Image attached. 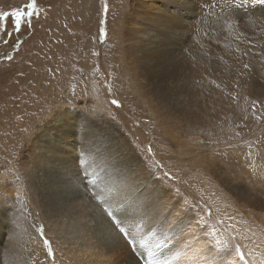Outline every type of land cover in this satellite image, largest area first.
<instances>
[{
  "label": "rangeland",
  "instance_id": "374dc122",
  "mask_svg": "<svg viewBox=\"0 0 264 264\" xmlns=\"http://www.w3.org/2000/svg\"><path fill=\"white\" fill-rule=\"evenodd\" d=\"M31 2L0 0V13H9L0 19V212L4 221L8 218L7 210L18 213L17 226L22 231L19 238L9 242L8 253L19 250L31 258L33 264H54L50 241L44 243L45 222L36 196L40 189L35 166L41 164L44 167L49 151L47 143L51 141L40 130L55 127L52 121L55 117L60 118L59 126L65 128L62 125L67 121L68 113L74 112L83 125L91 119L96 123L107 119L111 127H119L129 135L148 174L155 172L157 192L153 195V202L168 215L171 213L169 225L176 224L185 215L184 229L188 228L190 219L200 224L203 228L200 242L216 251L217 259L213 264H227L235 255L236 245L240 246L248 264H262L264 258L253 252L259 253V246L264 248V225L258 226L264 221V158L256 163L253 158L247 159L244 165L235 160L224 163L226 158L217 149H221L218 138L224 133L219 123L226 120L223 116L226 112L215 124L202 128L205 136L197 137L201 143L199 151L186 148L184 137L177 134L162 141L173 156L170 159L168 153L165 160L155 157V147L143 139L149 137V126H156L155 115L142 105L145 104L144 98L160 94L166 83L161 69L164 60L149 68L147 58L150 55L140 54L135 45L140 44V15L153 10L154 6L179 14L176 8L170 4L164 8L160 0H35V10H32L27 8ZM246 3L244 0H209L210 5L204 6L206 13L193 7L191 13L194 17L202 14L205 27L201 32L209 36V45L202 46V49L209 46L211 49L222 48L221 43L232 48L233 39H253L254 50H260L258 44L264 36L260 29H264V13L258 15V10L264 7ZM15 10L32 11L31 16L22 19L19 31L15 28V16L11 15ZM182 22L184 28L189 24L186 14ZM195 31L200 33L197 28ZM162 47L163 44L159 43L157 50ZM261 50L264 51V40ZM260 53L257 57L263 55ZM5 55H11L13 59H3ZM247 69L252 72V77L243 78V71L234 72L237 80L260 83L263 76L258 77L259 80L255 75H264V67L256 71L250 67ZM209 81H212V89L218 88L214 80ZM253 102L259 107L258 100L245 97V113L241 119L246 127L253 129L255 137L262 136L255 149L260 154L264 152V121L251 113ZM137 103L139 110L135 108ZM99 113L103 116H97ZM231 123L239 124L236 119ZM164 125L173 133L177 131L168 119ZM142 128L147 130L141 131L143 136L140 135ZM211 128L215 131V138H212ZM156 132L161 133L159 129ZM208 132H211V144L207 143ZM250 142L254 141L245 143ZM197 171L205 172L200 180ZM0 224L1 246L4 222L0 221ZM111 227L109 232L112 235L118 227L112 224ZM155 228L154 224L146 222L141 224L140 231ZM246 228L249 231L252 228L254 233H249ZM41 229L43 235L38 232ZM39 240L46 247L35 253L31 246L34 248ZM254 240L262 242L256 245V251L251 248L256 247ZM163 241L166 245V237ZM216 241H220V245ZM131 245L130 252L139 256L135 244ZM185 251L189 256V250ZM38 254L41 257L32 259ZM236 260L237 264H243L239 257Z\"/></svg>",
  "mask_w": 264,
  "mask_h": 264
},
{
  "label": "bare ground",
  "instance_id": "6f19581e",
  "mask_svg": "<svg viewBox=\"0 0 264 264\" xmlns=\"http://www.w3.org/2000/svg\"><path fill=\"white\" fill-rule=\"evenodd\" d=\"M160 1L162 7L170 4L179 14L154 6L153 10H147L140 15L142 17L139 41L137 39L140 44L135 45L138 46L140 54L150 55L147 58L149 68L157 61L164 60L161 69L162 79L166 83L160 94L146 95L144 98L146 105L142 102L144 108L148 107V111L155 115L156 123V126H149L151 132L146 130L149 137L143 139L155 147L153 151L155 157L165 160L169 157L165 158L166 154H170V159L173 156L162 141L177 134L184 137L183 143L186 148L199 151L201 143L198 138L205 136L202 128L215 124L226 112L223 115L226 116V120L219 123V126L224 128V133L218 138L221 149H217L226 158L224 163L235 160L244 165V161L252 158L254 163L258 162L264 158V152L257 154L255 149L263 138L255 137L253 129L246 127L241 118L245 113L244 99L250 96L260 103L259 107L252 105L251 113L261 118L260 121H264V75L256 74L255 78L262 76L263 78L260 83L253 80L252 83L237 80L234 72L243 71L245 75L242 77L250 78L252 72L244 68L245 64L254 71L264 67V51L261 50L264 36L258 44L260 50H254L253 39H233L232 48L220 42L222 48L211 49L209 46L202 49V46L209 45V36L201 32L205 27L202 14L194 17L191 12L193 7L205 12L204 6L209 4V0ZM260 13H264V8H259L258 15ZM185 14L188 16L189 24L184 28L182 17ZM146 27L150 30L145 31ZM160 27L164 28L163 33ZM195 28L200 30L199 34ZM260 29L264 31L263 28ZM159 43H162L163 47L158 51ZM262 52L263 55L257 57L258 53ZM209 80H214L213 83L218 88L212 89L210 87L212 81ZM203 90L205 92H202ZM114 92L117 94V89H114ZM138 103L135 107L137 109ZM204 106L207 108H202ZM97 116L103 115L99 113ZM167 119L177 128L175 133L167 129L166 125L162 126ZM232 119H236L241 127L239 124L233 125ZM52 121L55 127L40 130L42 135L51 138V141L47 143L49 151L44 167L41 164L36 165L35 173L40 189L36 196L45 222L44 237L50 241L49 245L53 252L49 251L51 258H54V264H188L185 250L189 248L192 250L189 251V256L198 251L200 255L209 257L208 259L212 261L217 259L214 248L200 242L203 228H200L199 223H193L194 221L190 219L187 223L188 228L184 229L187 218L185 215L176 224L169 225L171 213L168 215L166 210H162L153 202V195L157 192L155 172L151 171L148 174L142 159L136 154L129 135L123 129L111 127L107 119L102 123H96L91 119L83 125L74 112L68 113L67 121L62 125L65 128L59 126L60 118L55 117ZM145 129H140V135ZM157 129L161 133L156 132ZM211 131L212 138H215V131L212 128ZM206 135L209 137L207 143L211 144V132ZM248 140L254 142L246 145L245 142ZM248 148L250 149L247 155ZM196 174L200 176V180L205 172L197 171ZM9 192L11 190L7 193ZM95 195H107L117 207L120 204L145 206L142 212L129 210L124 217V223L120 224L125 232L130 233L129 235L121 233L118 228L112 235L110 234L111 224L101 215ZM7 214L8 218L4 221L0 212V221L4 222L0 264H33L31 258L22 251L8 253L9 242L19 238L22 231L17 226L19 214L8 210ZM117 216L120 214L117 213ZM243 218L239 220L242 221ZM146 222L154 224L156 228L141 232V224ZM263 225L264 221L258 226ZM251 229L247 230L253 234ZM238 232L242 235V231ZM165 237L166 245L163 241ZM255 240L252 242H256ZM133 243L139 256L131 253L134 251L130 252L129 245ZM256 243L255 246H259L262 242L259 243L258 240ZM186 244L188 248L184 247ZM257 246L251 248L256 251ZM31 247L35 253H39V250L46 246L39 240V244ZM259 249V253H253L264 258V248L259 246L257 250ZM209 250L210 252L213 250V253H209ZM50 256L47 257L51 261ZM37 257L41 255L38 254L32 259Z\"/></svg>",
  "mask_w": 264,
  "mask_h": 264
},
{
  "label": "snow or ice",
  "instance_id": "6c2138e0",
  "mask_svg": "<svg viewBox=\"0 0 264 264\" xmlns=\"http://www.w3.org/2000/svg\"><path fill=\"white\" fill-rule=\"evenodd\" d=\"M253 3H260L264 4V0H252ZM28 9L35 10V0H32L31 3L27 5ZM107 10V5L105 4V11ZM11 15L15 16L14 24L17 31H19L21 26V21L25 16H31L32 11H22V10H15ZM9 16V13L4 12L0 13V19H3L4 17ZM104 29H101V32H103ZM10 35V33H9ZM5 44L8 43L7 40L4 41ZM245 55H248V53H245ZM3 59L6 60H12L13 57L11 55H5L3 56ZM249 65L245 64L244 68H248ZM113 103H116V101H113ZM255 103L253 102V106L255 107ZM87 175V174H85ZM111 191V190H109ZM94 198L98 201L97 207L99 208L101 215L108 219L109 223L112 224L114 227H118L119 231L125 235H129L130 233L125 232V229L123 227H119L120 224L124 223V217L127 216L129 210L132 212H142L145 208L143 204L132 206L126 204H120L118 207L107 197V195L101 196V195H95ZM117 213L120 214V216H117ZM40 235H43L42 229L38 230ZM213 232H215V229H213ZM45 244H48V240H44ZM217 245H220V241H216ZM185 248H188V245L186 244L184 246ZM221 247H223L221 245ZM189 251H192L189 248ZM177 255H180V253H177ZM185 256L188 258V264H213V261L211 259H207L204 256L200 255L199 252H193L191 256H188L187 253H185ZM236 257H239V260L243 262V264H248V261L245 259V255L240 250V246H235V255L233 258L227 261V264H237ZM262 264H264V261H262Z\"/></svg>",
  "mask_w": 264,
  "mask_h": 264
}]
</instances>
